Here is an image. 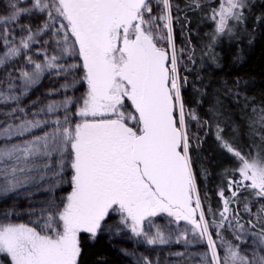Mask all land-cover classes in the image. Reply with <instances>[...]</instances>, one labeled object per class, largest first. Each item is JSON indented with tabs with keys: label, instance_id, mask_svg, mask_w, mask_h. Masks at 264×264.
Segmentation results:
<instances>
[{
	"label": "snow or ice",
	"instance_id": "1",
	"mask_svg": "<svg viewBox=\"0 0 264 264\" xmlns=\"http://www.w3.org/2000/svg\"><path fill=\"white\" fill-rule=\"evenodd\" d=\"M25 2L8 0L7 15H0V105L7 107L0 108V197L43 183L49 198L38 214L29 212L37 216L29 223L4 214L0 264H80L82 234L95 239L125 230L148 246L206 244L203 253H170L176 264H264V107H253L248 117L255 154H243L216 126V139L235 158L239 166L231 171L240 179L228 181L229 197L220 191L218 219L209 206L210 220L190 155L198 137L188 121L201 122L182 96L188 79L180 72L171 0H31L21 6ZM190 4L201 6L200 0ZM247 6V0H220L212 9L209 49L243 22ZM34 11L47 19L35 30L19 25L26 35L17 43L9 25ZM41 34L49 40L36 49L43 56L37 61L30 52ZM21 56L24 64L15 67ZM188 59L195 63L191 51ZM46 75L64 82L45 95L63 98L22 104ZM78 85L84 86L79 96L67 94ZM64 185L70 190L57 196ZM244 192L249 196L241 201ZM233 204H242L249 219L241 222ZM164 214L166 223H155ZM112 216L117 218L109 223ZM226 230L237 243L225 239ZM136 264L154 261L141 255Z\"/></svg>",
	"mask_w": 264,
	"mask_h": 264
},
{
	"label": "trees",
	"instance_id": "2",
	"mask_svg": "<svg viewBox=\"0 0 264 264\" xmlns=\"http://www.w3.org/2000/svg\"><path fill=\"white\" fill-rule=\"evenodd\" d=\"M152 2L155 4V0ZM171 2L174 43L181 59L180 72L188 79L182 88V96L186 109L194 110L201 122L198 125L195 120L188 121L190 134L198 137L191 140L193 170L206 216L212 219L208 214L210 206L217 213L218 219V213L223 207L220 191L223 189L224 198L229 197L231 191L228 181L240 177L231 171L239 165L220 146L216 139V126L223 129L221 135L243 154L248 155L250 151L255 154L256 151L250 148L253 139L248 135V117L253 107H264V0H247L243 22L236 24L231 35L220 36L211 49L207 45L211 43L210 34L215 28L211 19L212 9L219 6L220 0H200V7L190 4V0ZM2 9L0 6V15H3ZM158 12L159 8L154 7L153 14ZM2 48L0 44V50ZM190 51L195 63L188 59ZM78 86L80 89L75 91L81 94L84 86ZM204 121L207 124H203ZM43 185L36 188L25 186L17 190V193L0 197V221L4 220L7 212H14L8 219L15 223L36 220L37 216H30L29 212L36 210L39 213L41 200L37 196L46 192L42 190ZM30 190L37 195H28ZM246 196H249L248 192L243 193L241 201ZM258 206L254 205L253 211ZM231 207L234 210L239 207L243 216L241 222L249 219L243 213L242 204H233ZM116 218L112 216L109 223ZM168 219L164 214L155 218V223L163 225ZM180 227H184V222H181ZM224 237L237 243L227 230ZM138 239L126 230L119 236L101 233L95 239L82 234L80 264H136L141 255L148 256L154 264H176L178 258L170 253L181 252L179 247L184 245L172 242L168 245L148 246L138 242ZM189 239H192L191 235ZM199 246L207 250L205 243H199ZM122 249L135 255H126ZM220 252L223 255V251ZM0 260H3L2 254Z\"/></svg>",
	"mask_w": 264,
	"mask_h": 264
},
{
	"label": "rangeland",
	"instance_id": "3",
	"mask_svg": "<svg viewBox=\"0 0 264 264\" xmlns=\"http://www.w3.org/2000/svg\"><path fill=\"white\" fill-rule=\"evenodd\" d=\"M30 2H31V0H26V2L24 4H22L21 6H30ZM0 6L3 7V9H2L3 15H7V13H8V0H0ZM45 19H47L46 13L42 14V13L34 11V13L31 15L22 16L17 23L9 25V28L11 29L12 34L17 38L16 42L18 43V38L20 36L26 35L25 32L21 31L19 25H30L32 27V29L35 30L43 24ZM9 39H12V35L9 36ZM37 39L40 41V43H34L33 44L30 54L33 55L34 59H36L37 61H40L43 59V56L41 54H38L36 52V49L44 46L43 41L49 40V34H41V36L37 37ZM50 44H51V41H50ZM163 44L167 47L166 43H163ZM49 51H51V48H49ZM73 62H76L75 58H69L67 60V63H73ZM23 64H24V58H23V56H21L20 58L17 59L15 67H20ZM3 72H4V70L0 69V75H2ZM79 74L80 73H77V75H79ZM63 82H64L63 78H61L59 80H52L46 75L41 80V82L31 90L29 95L23 99L22 104L27 105L30 103V101L36 100L38 97L45 102L48 99H62L63 93L60 95L51 96V97L46 96L45 93L51 88L59 87V85ZM77 89L79 90L80 87L77 86ZM67 94L68 95H75V96L80 95V93L77 91H70ZM127 103L130 104V102H127ZM0 108H3L5 111H7V107H5L3 105H0ZM0 119H3V117L0 116ZM37 134H39V133H37ZM16 139L17 138H14L13 142H16ZM20 139H23V138H20ZM0 143H3L2 139H0ZM31 187L36 188L35 186H31ZM45 187H46V185L44 184L42 190H44ZM69 190L70 189L68 188V186L64 185L61 187L60 190L57 191L56 195L57 196H63ZM29 193H30V195H32L33 193H36V192H34L33 190H30ZM29 193H28V195H29ZM36 195H37V193H36ZM37 198H39V200H41L40 207L43 208V207H45V205L42 202L49 198V194L47 192H45L44 195L41 194V195L37 196ZM104 235L109 236L108 233H104ZM250 239L251 238H249V242H250ZM246 247H247L246 244H242L241 250L243 251ZM179 250L181 252L187 251L188 253H203V252H205V250L199 246V243H193L192 245H188L187 248L185 245H182L181 247H179ZM196 262H197V264H200L199 259H193L192 264H195Z\"/></svg>",
	"mask_w": 264,
	"mask_h": 264
},
{
	"label": "flooded vegetation",
	"instance_id": "4",
	"mask_svg": "<svg viewBox=\"0 0 264 264\" xmlns=\"http://www.w3.org/2000/svg\"><path fill=\"white\" fill-rule=\"evenodd\" d=\"M161 46H163V47H166L163 43H162V45Z\"/></svg>",
	"mask_w": 264,
	"mask_h": 264
}]
</instances>
